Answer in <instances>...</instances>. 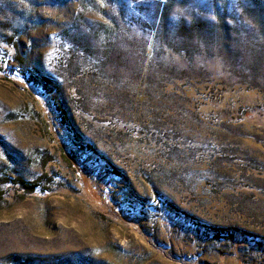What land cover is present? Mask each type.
<instances>
[{"label":"rangeland","instance_id":"obj_1","mask_svg":"<svg viewBox=\"0 0 264 264\" xmlns=\"http://www.w3.org/2000/svg\"><path fill=\"white\" fill-rule=\"evenodd\" d=\"M0 264H264V0H0Z\"/></svg>","mask_w":264,"mask_h":264},{"label":"trees","instance_id":"obj_2","mask_svg":"<svg viewBox=\"0 0 264 264\" xmlns=\"http://www.w3.org/2000/svg\"><path fill=\"white\" fill-rule=\"evenodd\" d=\"M15 67H16V65H15V66L13 65L12 69H14ZM28 83H29L30 85H33V82H31V81H29Z\"/></svg>","mask_w":264,"mask_h":264}]
</instances>
